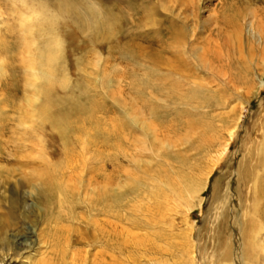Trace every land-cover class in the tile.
I'll return each instance as SVG.
<instances>
[{"label": "rangeland", "instance_id": "rangeland-1", "mask_svg": "<svg viewBox=\"0 0 264 264\" xmlns=\"http://www.w3.org/2000/svg\"><path fill=\"white\" fill-rule=\"evenodd\" d=\"M69 1L0 0V264H264V0Z\"/></svg>", "mask_w": 264, "mask_h": 264}, {"label": "bare ground", "instance_id": "bare-ground-1", "mask_svg": "<svg viewBox=\"0 0 264 264\" xmlns=\"http://www.w3.org/2000/svg\"><path fill=\"white\" fill-rule=\"evenodd\" d=\"M69 4H70V1L68 0V4L67 3H64V4H62L61 5V8H60V10H63V9H67V12L68 13H70L71 14V16H72V14H73V5L74 4H70V6H69ZM239 17V13H232V14H230V16H229V18L227 19V24H228V26H229V30H225V31H228L227 33H226V35H224L223 34V31H220V35L221 36H226V38L228 39V42H229V44H233L231 41H230V39L232 38H238V40H239V29H240V27H239V25H238V23H237V18ZM239 19V18H238ZM28 22H31V21H33V20H27ZM239 21V20H238ZM25 22V21H24ZM26 23V22H25ZM231 29H233V31L231 30ZM225 33V32H224ZM234 35V37H232ZM220 36V37H221ZM225 38V39H226ZM59 39L60 38H57L56 40H55V42L58 44L59 43ZM222 42V41H221ZM239 49V48H238ZM26 52H27V54H29V53H31V47H29V46H27L26 47ZM263 52H264V47H263ZM47 57V56H46ZM51 59V58H50ZM50 59H49V61H50ZM262 62H263V64H264V55H263V57H262ZM247 69V68H246ZM246 69H244V73H245V75H249V76H251V74L250 73H248V71L246 70ZM33 71H35V70H33ZM43 73V72H42ZM49 73H51L52 75V77H49V78H54L55 77V75H56V73L54 72V70H49ZM47 76H49V75H47ZM261 83H263V82H261ZM230 135H231V133H230ZM225 147L226 146H222V148H221V150H222V152L225 150ZM255 147V146H254ZM261 153H259V162H261L262 164H263V166H264V140H263V143H262V145H261ZM51 168V167H50ZM55 168V167H54ZM57 170V169H56ZM188 186L189 187H187V188H190L191 190H189L188 189V192H185L183 195H187V196H189V197H191L192 199L194 198V197H196V196H198V194L201 192V187H199V185L198 186H192V185H189L188 184ZM175 190V189H174ZM174 192V191H173ZM175 192H177V191H175ZM255 210H257L258 211V207L256 206L255 208H254ZM255 214V213H254ZM253 228L251 229L252 230V233H251V236H250V238H249V244H250V250H253V253H255V252H257L256 250H262V252H264V244H260V241L257 239V237L259 236V234L261 235V234H264V224H263V222H260L259 224H256V225H254L253 224ZM62 247V246H61ZM60 247V248H61ZM63 250V251H62ZM61 251L62 252H64V249H62L61 248ZM61 254H63V253H61ZM65 255V254H64ZM73 255V254H72ZM250 257V256H249ZM74 261V260H73ZM48 262V261H47ZM45 263V262H44ZM50 264H52V261H51V263Z\"/></svg>", "mask_w": 264, "mask_h": 264}, {"label": "clouds", "instance_id": "clouds-1", "mask_svg": "<svg viewBox=\"0 0 264 264\" xmlns=\"http://www.w3.org/2000/svg\"><path fill=\"white\" fill-rule=\"evenodd\" d=\"M19 2L31 12V15L28 17L29 20L33 18L39 19L45 11H49L47 8V0H31V4L37 7H31L29 0H19Z\"/></svg>", "mask_w": 264, "mask_h": 264}]
</instances>
